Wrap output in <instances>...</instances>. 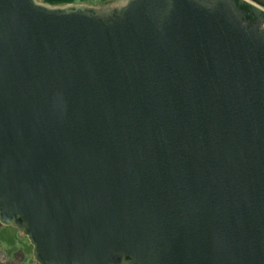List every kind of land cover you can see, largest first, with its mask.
Masks as SVG:
<instances>
[{
    "label": "water",
    "instance_id": "1",
    "mask_svg": "<svg viewBox=\"0 0 264 264\" xmlns=\"http://www.w3.org/2000/svg\"><path fill=\"white\" fill-rule=\"evenodd\" d=\"M0 224L38 264H264V0H0Z\"/></svg>",
    "mask_w": 264,
    "mask_h": 264
},
{
    "label": "rangeland",
    "instance_id": "2",
    "mask_svg": "<svg viewBox=\"0 0 264 264\" xmlns=\"http://www.w3.org/2000/svg\"><path fill=\"white\" fill-rule=\"evenodd\" d=\"M50 5L64 4L59 0H39ZM87 3V2H86ZM90 4V3H89ZM4 240V244H2ZM0 246L5 254L8 252L13 259H19L21 264H34L35 260L32 254L33 246L28 237L18 231L11 225H3L0 227ZM3 245V246H2ZM12 253V255H10Z\"/></svg>",
    "mask_w": 264,
    "mask_h": 264
},
{
    "label": "crops",
    "instance_id": "3",
    "mask_svg": "<svg viewBox=\"0 0 264 264\" xmlns=\"http://www.w3.org/2000/svg\"><path fill=\"white\" fill-rule=\"evenodd\" d=\"M114 0H59L61 3H71V2H87L93 5H103Z\"/></svg>",
    "mask_w": 264,
    "mask_h": 264
},
{
    "label": "flooded vegetation",
    "instance_id": "4",
    "mask_svg": "<svg viewBox=\"0 0 264 264\" xmlns=\"http://www.w3.org/2000/svg\"><path fill=\"white\" fill-rule=\"evenodd\" d=\"M1 226H3V224H2V225L0 224V227H1ZM0 243H1V241H0ZM2 244H4V240H3ZM2 246H3V245H2ZM0 249H1V246H0ZM1 250H2V249H1ZM3 253H4V252L2 251L3 259H4L5 261H11V262H14V263H16V264H21V261H20L19 259H13V258H11V257L9 256L8 252L5 251V254H3ZM10 255H12V253H11ZM34 264H38V263L35 261Z\"/></svg>",
    "mask_w": 264,
    "mask_h": 264
}]
</instances>
